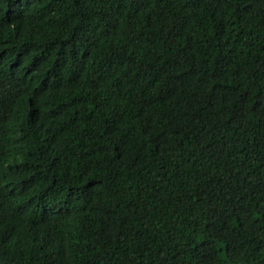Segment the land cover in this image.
<instances>
[{
    "label": "trees",
    "instance_id": "16d2710c",
    "mask_svg": "<svg viewBox=\"0 0 264 264\" xmlns=\"http://www.w3.org/2000/svg\"><path fill=\"white\" fill-rule=\"evenodd\" d=\"M0 264H264V0H0Z\"/></svg>",
    "mask_w": 264,
    "mask_h": 264
}]
</instances>
